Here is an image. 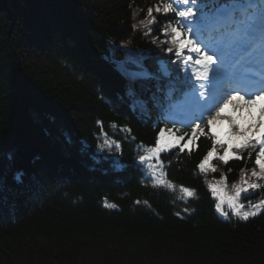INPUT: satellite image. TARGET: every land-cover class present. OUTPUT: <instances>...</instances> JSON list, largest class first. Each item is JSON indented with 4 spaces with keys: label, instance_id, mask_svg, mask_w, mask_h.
I'll return each mask as SVG.
<instances>
[{
    "label": "trees",
    "instance_id": "1",
    "mask_svg": "<svg viewBox=\"0 0 264 264\" xmlns=\"http://www.w3.org/2000/svg\"><path fill=\"white\" fill-rule=\"evenodd\" d=\"M157 5L0 0V264H264V212L224 219L208 187L223 174L232 191L252 160L203 174L212 143L199 132L183 152L153 160L177 191L132 169L161 126L151 84L129 81L126 56L147 53L151 69L166 61L173 75L181 66L163 34L174 20ZM105 134L121 148L101 151Z\"/></svg>",
    "mask_w": 264,
    "mask_h": 264
},
{
    "label": "snow or ice",
    "instance_id": "2",
    "mask_svg": "<svg viewBox=\"0 0 264 264\" xmlns=\"http://www.w3.org/2000/svg\"><path fill=\"white\" fill-rule=\"evenodd\" d=\"M234 6V4H229V0H164L162 7L157 5V13H174L175 15L174 25L170 22L163 34L168 35L169 31L171 33L170 42L176 47L175 55L183 65L179 71H185L189 63L197 66L192 69L190 77L181 78V83L184 87L192 88L194 96L198 94L199 99L195 100L196 110L191 113V118L184 125V127L190 128L191 135L189 136L187 132L178 134L180 129L173 131V129L162 127L157 133L155 147L148 151L151 154H158L169 148L179 147L183 152L189 147L199 131L202 135H208L212 143L211 148L197 166L201 172L206 171L218 148L222 149L223 154L217 158L225 164L231 159H243L241 154L245 151L251 161L253 153H255V167L251 170V180L245 179V170L241 169L240 183L232 186L234 195H227L222 187L208 185L213 196L216 197L215 209L218 213L227 216V212L222 207L227 204L233 215L239 216L242 220H248L250 216H256L259 210L264 208V198L260 199L259 203L249 201L248 207L252 209L249 211H242L245 205L240 202L242 193L264 189V184L257 182L264 181V104L259 107L258 113L252 111L258 102L264 101V15H262L258 28L259 44L256 43V25L245 29V34L225 42L222 29L226 25L230 26L231 10ZM210 8L211 11H209ZM148 16H152L151 8L148 9ZM154 21L153 17L148 20V23L151 24ZM141 23L143 24L144 21ZM204 31L207 32V40L202 51L201 41L193 40L191 36L197 32L203 34ZM161 43H165V41H161ZM257 48L259 49L258 54ZM185 49L187 55L183 54ZM240 49H243V53L236 62L240 65L238 72L226 86H218L217 78L222 60L225 57H230L234 52H239ZM165 51L171 52L172 48L165 49ZM193 54H195V59H193ZM245 58H247L248 64H258L259 71H252L241 64ZM173 63L176 61L174 60ZM139 66L143 69L142 64ZM160 71L164 76L171 75L166 61L161 62ZM136 78L150 79L154 77L142 70L137 73ZM190 80L199 83H188ZM245 89H247V94H245ZM128 95L134 97L135 93L130 89ZM132 107L133 110L137 107L143 109V102L134 100ZM229 108L238 113L241 119L238 120L236 116L222 115ZM221 122H226L228 125V131L225 134L227 138L223 140L212 131L213 126ZM112 127L115 128L116 125L113 124ZM205 127L209 130L207 134L204 131ZM125 130L121 129V131ZM166 134L169 142L162 147L161 142ZM185 136L188 137L187 142L181 145L180 141L184 140ZM113 145L117 150L121 148L119 142L109 141L105 134L104 144L98 145V148L104 151L105 146L111 149ZM150 158L149 155H140L139 162L143 164ZM212 171L215 172L216 169L213 167ZM224 180L225 177L222 174L218 183L223 184ZM158 183H164V181L160 180ZM167 187L172 188L173 185L169 183ZM180 191L186 196L195 195L194 190L188 188L182 187ZM106 206L116 207L114 204Z\"/></svg>",
    "mask_w": 264,
    "mask_h": 264
},
{
    "label": "bare ground",
    "instance_id": "3",
    "mask_svg": "<svg viewBox=\"0 0 264 264\" xmlns=\"http://www.w3.org/2000/svg\"><path fill=\"white\" fill-rule=\"evenodd\" d=\"M7 2H8V5L10 6V4L12 3V0H6ZM15 1V0H14ZM21 4V3H20ZM21 12V11H20ZM170 15V14H169ZM16 16H20V15H16ZM19 19H16V21H18ZM233 22V21H232ZM16 23V24H15ZM14 24H15V26L17 25L18 26V23L17 22H14ZM19 27V26H18ZM19 31V30H18ZM11 37H13L14 36V32H12V30H11ZM17 36V34L15 33V37ZM111 57V56H110ZM131 56H126V58L128 59V58H130ZM111 59H113V57H111ZM112 61V60H111ZM158 62H162V61H158ZM116 63V62H115ZM112 64L113 65H115L114 64V61H112ZM140 64H142L143 65V69L145 68L144 66H145V64H144V62H142V61H140V60H137V61H134V62H130V68H132V69H141V67L139 66ZM137 69H136V71H137ZM128 73L129 74H131V71L129 70L128 71ZM143 82H149L150 84H151V87H150V89H152L153 91H156V90H158V91H161V88L160 87H158L157 88V85L159 84V85H161L162 84V82H159V81H157V80H154V79H152V78H150V79H144V81ZM149 102H150V105L153 107V109L154 110H160V109H165V108H167V107H171L172 106V103L171 102H169L168 101V95H166V94H163V95H161V96H159V97H152V98H150L149 99ZM255 110H256V112L258 113V110H259V108H255ZM153 119L154 120H156V121H159L160 120V118H157V117H153ZM155 124V123H154ZM164 128V127H166L165 125H162L161 127H158V130H157V133L159 132V130H160V128ZM157 133H156V136H157ZM156 139V138H155ZM184 143H186L185 141H182V144H184ZM154 147V146H153ZM189 147H190V145H189ZM152 148V147H151ZM150 149V147H148L147 148V150L146 151H144L143 152V155H149L151 158H152V160H151V162H145V163H143V164H141V166H134L132 169H135V170H137V171H140L141 172V170H143V171H146V172H149L150 171V167H151V165H152V161L156 158L155 156H154V154H150L149 153V150ZM171 150H179L180 151V149H179V147H173L172 149H170V151ZM161 153H159V155H160ZM77 155H78V153H77ZM100 157V156H99ZM85 160V159H84ZM231 161H233V159H231V160H229L228 161V163H230ZM85 162H87L86 160H85ZM90 163H91V160H90ZM138 164H139V162H138ZM140 165V164H139ZM154 165V164H153ZM143 166V167H142ZM145 167V168H144ZM141 168V169H140ZM152 172V171H151ZM155 173H157V174H159L160 175V171H154ZM153 174V173H152ZM146 174H144L143 175V179L144 178H146ZM152 180V183L155 185V186H158V188H162V187H167V184L165 185V186H162V185H159L158 183H156V182H153V179H151ZM240 181V177H239V180L237 181V183ZM227 182V181H226ZM226 182L224 181L223 182V184H221L222 186L221 187H223V186H226ZM157 184V185H156ZM164 189V188H163ZM244 194V193H243ZM246 198H250V199H252L253 201H255V200H259L260 198H262V197H260V196H256V197H258V198H256V199H254L255 198V195L254 194H248V195H244ZM261 212H264V209L263 210H261L259 213H261ZM217 214H219L218 212H217ZM219 216H221V214H219Z\"/></svg>",
    "mask_w": 264,
    "mask_h": 264
},
{
    "label": "rangeland",
    "instance_id": "4",
    "mask_svg": "<svg viewBox=\"0 0 264 264\" xmlns=\"http://www.w3.org/2000/svg\"><path fill=\"white\" fill-rule=\"evenodd\" d=\"M133 75L134 74H128V78H132L133 77ZM167 142H169V138H168V136H167V134L165 135V137H164V139L162 140V142H161V146L162 147H164L165 146V144L167 143ZM155 147V146H154ZM153 148V147H152ZM170 149H172V148H169V149H167V150H165V151H162V152H167V151H169ZM162 152H160V153H162ZM151 154V153H150ZM159 154V153H158ZM158 154H154V156L155 157H157L158 156ZM149 162L151 161V160H148ZM152 177H154V181L156 182V183H158V181H160V180H163L161 177H159V176H157V175H153ZM164 181V180H163ZM258 183H261V184H264V181H257ZM240 183V182H239ZM238 183V184H239ZM237 184V185H238ZM215 185L216 186H218V187H221L222 185L221 184H219V183H216L215 182ZM223 188V191L227 194V195H234V190H232V191H228L227 189H226V187L225 186H223L222 187ZM247 194H250V190H249V192L247 193ZM185 195V194H184ZM256 198H258V197H255L254 199H256ZM262 198H264V197H262ZM262 198H260V199H262ZM260 199L259 200H255L254 202H252V199H250V198H246V199H242L241 198V200H240V202L241 203H243L244 205H245V207H244V209H242V211H249V210H252V209H250L249 207H248V205H249V201H251L252 203H259V201H260ZM223 209H224V211L225 212H227V216H228V211H230L231 212V210L230 209H228V207H227V204H224L223 206ZM264 208H261L260 210H259V212L261 211V210H263ZM258 212V213H259ZM232 213V212H231ZM257 213V214H258ZM220 214V213H219ZM233 215V214H232ZM222 216V215H221ZM227 216H223V217H227ZM233 216H235V215H233ZM235 217H238V218H240L239 216H235ZM251 217V216H250Z\"/></svg>",
    "mask_w": 264,
    "mask_h": 264
}]
</instances>
